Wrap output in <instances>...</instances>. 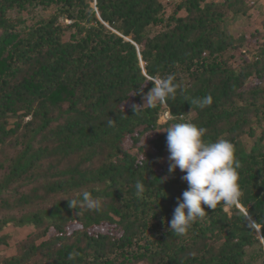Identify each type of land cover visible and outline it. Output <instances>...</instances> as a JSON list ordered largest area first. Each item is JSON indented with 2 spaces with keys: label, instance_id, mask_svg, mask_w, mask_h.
<instances>
[{
  "label": "trees",
  "instance_id": "1",
  "mask_svg": "<svg viewBox=\"0 0 264 264\" xmlns=\"http://www.w3.org/2000/svg\"><path fill=\"white\" fill-rule=\"evenodd\" d=\"M258 1L0 0V264H264Z\"/></svg>",
  "mask_w": 264,
  "mask_h": 264
},
{
  "label": "rangeland",
  "instance_id": "2",
  "mask_svg": "<svg viewBox=\"0 0 264 264\" xmlns=\"http://www.w3.org/2000/svg\"><path fill=\"white\" fill-rule=\"evenodd\" d=\"M92 6L95 7V1L92 2ZM168 11H171L169 8ZM251 14L249 16H242L236 19L235 21L231 22L228 26V30L232 34H239V33H250L254 31L256 28H260L262 26V21L264 20V0L258 1V7H254L251 11ZM65 23H69V20L65 19ZM159 82V81H158ZM159 92L157 90H151L144 98H143V104L144 105H150L158 101L159 99ZM136 103V100L134 98L131 99L129 104ZM168 114L165 116H162L161 122H165L167 120ZM164 129L160 130V132H163ZM151 134H147V136L144 138L143 142H146L150 140ZM132 145V140L128 136L125 140V146L127 148H130ZM185 150L183 149L179 154L184 153ZM177 156H175V160L177 159ZM223 178V176H222ZM78 227L77 225L71 226L70 230ZM31 231V227H16L13 225H10L6 227V229L2 232H0V235L3 233H7L10 235L8 238V244H6L3 249L2 253L4 255H12L16 251V246L18 241L22 240L27 236V234Z\"/></svg>",
  "mask_w": 264,
  "mask_h": 264
},
{
  "label": "built area",
  "instance_id": "3",
  "mask_svg": "<svg viewBox=\"0 0 264 264\" xmlns=\"http://www.w3.org/2000/svg\"><path fill=\"white\" fill-rule=\"evenodd\" d=\"M166 114H168V117H167V119H168L169 117H171V116H172V115H171V112H170L169 110H166V111H165V113H164V116H165Z\"/></svg>",
  "mask_w": 264,
  "mask_h": 264
},
{
  "label": "water",
  "instance_id": "4",
  "mask_svg": "<svg viewBox=\"0 0 264 264\" xmlns=\"http://www.w3.org/2000/svg\"><path fill=\"white\" fill-rule=\"evenodd\" d=\"M235 197H236V194H235ZM235 199L237 201V197ZM238 206L242 208V206L240 204H238ZM258 231H259L260 237H262V234H261V231H260V228L259 227H258Z\"/></svg>",
  "mask_w": 264,
  "mask_h": 264
},
{
  "label": "clouds",
  "instance_id": "5",
  "mask_svg": "<svg viewBox=\"0 0 264 264\" xmlns=\"http://www.w3.org/2000/svg\"><path fill=\"white\" fill-rule=\"evenodd\" d=\"M95 7H96V4H95ZM159 84V83H158ZM235 195V194H234ZM236 198V197H235Z\"/></svg>",
  "mask_w": 264,
  "mask_h": 264
}]
</instances>
